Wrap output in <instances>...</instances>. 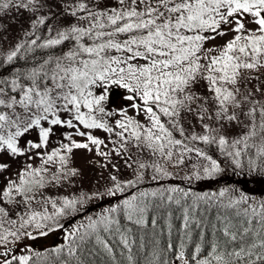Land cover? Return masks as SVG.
I'll return each instance as SVG.
<instances>
[{"label": "snow or ice", "instance_id": "obj_1", "mask_svg": "<svg viewBox=\"0 0 264 264\" xmlns=\"http://www.w3.org/2000/svg\"><path fill=\"white\" fill-rule=\"evenodd\" d=\"M10 10L30 14L25 36L34 38L7 51L4 64L34 48L70 46L26 72L17 70L11 79L0 76V175L10 169V161L20 157L27 161L16 178L6 177L0 188V245L6 246L10 237L19 239L20 234L31 236V232H20L28 227L46 235L42 229L48 227L47 221L80 203L64 197L58 205L43 198L41 190L76 175L75 169L67 167L74 149L94 148L98 155L110 157L108 151L100 150L107 147L105 140L91 130L115 137L111 142L117 155L135 149L155 158L152 162L125 159L126 167L135 164V178L126 182L129 187L143 182L149 168L155 173L153 181L170 176L165 163L182 165L186 154L207 161L193 165L188 179H200L201 171L206 177L221 172L217 160L194 146L198 143L218 145L237 168L244 167L245 158L250 170L264 168V0H115L114 4L0 0V16ZM61 18L68 22L61 25ZM39 31L46 38L38 43ZM217 40L223 42L217 44ZM111 85L130 93L126 99L135 116L127 109L106 111L103 102ZM96 88L102 89L101 94H96ZM112 116L120 118L110 124L105 117ZM137 116H143V121ZM58 128L72 131L62 133L59 146L49 150ZM231 128H237L238 134L230 135ZM33 134L35 138H29ZM73 134L84 139L77 141ZM35 159L40 161L38 166H33ZM110 179L113 187L108 194L123 193L124 185L117 177ZM38 195L53 213L47 208L31 211L25 213L27 219L20 217L18 228L5 227V223H17L7 219V205L30 206ZM150 198L178 206L182 223L173 240L172 213L168 212L169 238L163 248L153 242L144 264H264V200L229 188L197 195L179 187H160L126 197L67 233L68 257H75L86 241L94 239L119 264L114 247L101 235L106 233L118 237L127 250V264H139L132 252L133 228L128 224L157 225L155 217L149 219L154 207ZM212 209L216 211L209 218ZM55 251L63 252L64 246ZM31 260V255H10V250L0 253V264Z\"/></svg>", "mask_w": 264, "mask_h": 264}, {"label": "trees", "instance_id": "obj_2", "mask_svg": "<svg viewBox=\"0 0 264 264\" xmlns=\"http://www.w3.org/2000/svg\"><path fill=\"white\" fill-rule=\"evenodd\" d=\"M43 33L37 34L41 37V41H38V43L46 38ZM69 46L70 45L66 43L54 49L34 48L33 51L24 52L11 64H4L2 57L0 59V76L5 79H11L17 70L22 73L26 72L30 68L38 66L48 56L62 55L63 52L68 50ZM126 93L127 90L125 89L119 87L112 88L109 97L112 99L111 103H116ZM199 145L205 152L217 160L222 169L221 172L212 177L201 175L200 179H188L187 177L190 176L170 175L163 178L158 177L157 180L153 181L151 180V176L155 175V173L149 168L144 173L143 182H138L134 187H129L126 183L122 184L124 185L123 193L118 192L115 196H111L107 193L92 199H79L80 203L77 204L74 210H68L64 215L57 216L54 220L46 222L48 227H45L42 231H46V233H56L59 235L60 240L55 244L44 247L40 246L32 252L30 254L32 260L29 264H62V261L65 260H68L70 264H115L111 257H109L100 246L95 244L94 239L86 241L81 246V249L78 250L75 257H68L66 245L69 241L66 239V235L74 227L86 224L90 217L94 219L106 209L120 203L124 198L131 197L134 194L138 195L143 191H152L160 187H179L190 190L197 195H203L204 193H218L223 188H229L234 189L236 192H242L256 200H264V168L255 167L250 170L247 167V158L244 159V167L237 168L233 165L231 158L226 156L218 145H205L202 143H199ZM251 158L254 160L256 159L254 156ZM257 164H259V161H257ZM150 199L154 207L150 210L149 219L155 217L157 219V225L153 227L151 223H149L147 226L139 228L138 226L128 224L129 227L133 228L131 235L136 240V243L133 245L132 252L138 259L139 264H144V257L150 254L154 241H158L159 247L163 248L165 242L168 240L167 223L169 221V211L172 213L170 219L173 225V240H175L177 235L176 229H178L182 223L180 219L181 210L178 206L174 204L168 205L166 202L160 201L159 198ZM191 199V197L188 198L189 202H191ZM155 205H160V207H155ZM215 211L216 209L211 210L209 218L215 214ZM124 223L127 222L122 220V224ZM39 232L40 230L34 231L33 234L35 237L40 235ZM101 235L114 247L116 262H119V264H127V250L120 244L118 237L110 236L106 233H101ZM36 243L35 241L34 244ZM62 246H64V251L57 254L55 250ZM37 253H39V255H36ZM13 264H17V262L14 261Z\"/></svg>", "mask_w": 264, "mask_h": 264}, {"label": "rangeland", "instance_id": "obj_3", "mask_svg": "<svg viewBox=\"0 0 264 264\" xmlns=\"http://www.w3.org/2000/svg\"><path fill=\"white\" fill-rule=\"evenodd\" d=\"M52 3H56L57 0H50ZM104 3L114 4L115 0H102ZM30 14L27 12H23L18 14L15 10H10L4 15L0 16V25H3V29L0 30V58L3 55L12 49L18 42L22 40H27L31 37H26L25 33L30 30ZM71 18L69 17L68 20ZM64 18H61L59 23L64 25L68 22ZM44 31H39L36 34H42ZM46 36V33H43ZM223 41L217 40L216 43H222ZM114 87H119L116 85H111L108 87L107 92L108 96L106 101L103 102V106L106 111H111L114 113L119 112L120 109H127L128 114L131 116H135V112L129 107L130 101L126 99V97L130 94L127 93L119 99L116 103H111L110 90ZM124 89L122 87H119ZM126 90V89H125ZM96 94H101L102 89L96 88L94 89ZM119 116L105 117L109 121L110 124L114 123L116 119H119ZM137 119L143 121V116H137ZM191 123H196L192 117L188 118ZM72 131L70 129L58 128L56 129L55 135L50 139L49 142V150L59 146L62 141V133ZM94 135L100 137L105 140V146H101V151H108L110 153V157H102L97 154L95 149L92 151H88L86 149H74L70 154V159L68 163L69 169H75L76 175H68L67 178L61 180L56 184H49L45 189H42L43 198H51L56 200L58 205L62 203L64 197H68L70 199H92L100 195H105L108 193V190L113 187V183L110 179V176H116L117 181L125 184L129 180H133L135 178V164H133V168H128L125 166V159L129 156L131 157L130 162L140 160L145 162H152L155 158L151 157L150 153L146 150L144 152H137L135 149H130L127 154L117 155L112 151L116 145H114L111 140L115 139V137L110 138V134L105 133L103 130H91ZM239 130L237 128L229 129L230 135H237ZM34 139L35 134L31 137ZM73 138L77 141H82L84 138L79 135L73 134ZM64 143H67V140H63ZM194 146L201 148L198 144ZM202 149V148H201ZM213 158V157H212ZM4 159H7L5 156ZM214 159V158H213ZM26 159L24 157L17 158L15 160L10 161L11 167L4 174L0 175V188L4 187L6 183V177L15 179L16 172L21 170L26 165ZM40 164L39 159H35L33 161V166H38ZM207 161L202 158H198L195 154H186L184 164L179 166H173L172 164L165 163V167L167 172L171 175L176 176H191L193 175V165L203 166L206 165ZM104 165H107L106 167ZM118 169L116 171L113 168ZM200 175H204L201 171ZM42 200L41 196H37V201L32 202L30 206H26L24 203L11 204L7 205L9 215L7 217L8 220H16V225H9L5 223V227L18 228L21 223L20 217L23 216L27 219L25 213L30 214L31 211H42L44 208H47L49 213H53L54 209L51 208L50 204L40 202ZM24 231L31 232V236L27 235H19V239L9 238V243L4 246L0 245V253L5 250H10V255H30L40 246L44 247L47 245L58 243L60 237L56 233H46V235H38L35 237L33 234L36 230L32 227L21 229L20 232ZM46 232V231H44ZM34 237V238H33ZM35 241L37 242L36 244Z\"/></svg>", "mask_w": 264, "mask_h": 264}]
</instances>
